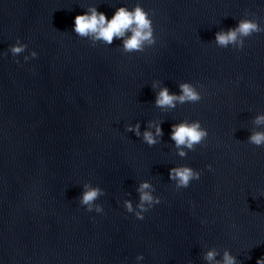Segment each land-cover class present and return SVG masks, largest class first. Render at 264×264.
Instances as JSON below:
<instances>
[{
  "label": "clouds",
  "instance_id": "9594fccd",
  "mask_svg": "<svg viewBox=\"0 0 264 264\" xmlns=\"http://www.w3.org/2000/svg\"><path fill=\"white\" fill-rule=\"evenodd\" d=\"M249 15L248 12H245L244 18L239 19L235 27L216 31L212 41L215 46L240 51L246 38L264 32V28L258 24L256 18L253 16L249 19ZM71 31L78 38L86 39L91 46L99 43L108 47L112 45L114 38L118 39L121 41L119 49L126 54L141 53L156 43L150 12L141 6L139 0L130 8L124 5L115 7L109 18H106L105 13L97 11V7L88 6L83 14L74 17ZM26 49L27 45L17 39L7 48V52L16 57L24 53ZM36 57L35 51H29L27 55L23 56V61L27 62ZM151 87L154 92L152 104L162 111H171L185 103H197L202 98L197 88L189 82L178 83L177 92H170L167 87L161 86L159 81H153ZM162 123L163 121H148L145 130L141 132L140 124L137 122L127 125L124 131L133 133L143 144L152 147L160 143L161 137L164 135L161 129ZM252 124L256 128L264 129V114H257L253 118ZM207 136L208 132L201 126L199 120H181L170 125L168 139L175 149L176 156L182 159L197 145H201ZM246 142L255 147L264 146V130H252ZM206 169L211 171V165H206ZM200 176L199 171L185 165L174 166L168 171V179L176 190L188 188L190 182L199 180ZM154 191L150 182H139L136 187L138 198L135 207L131 200L124 199L122 201L125 213L131 214L136 220H143L144 213L161 203L160 197L153 195ZM104 194L101 188L84 183L78 203L85 212L102 214L101 205L95 201ZM202 259L204 264H238L236 257L231 255L227 249L218 252L216 248H208L203 252ZM143 260V255L135 257L136 264H141ZM255 264H264V256L258 258Z\"/></svg>",
  "mask_w": 264,
  "mask_h": 264
}]
</instances>
